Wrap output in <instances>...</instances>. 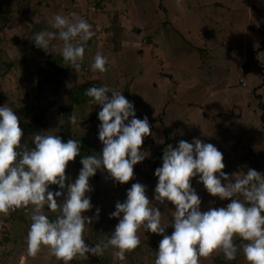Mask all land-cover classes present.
<instances>
[{"label": "rangeland", "instance_id": "obj_1", "mask_svg": "<svg viewBox=\"0 0 264 264\" xmlns=\"http://www.w3.org/2000/svg\"><path fill=\"white\" fill-rule=\"evenodd\" d=\"M90 1L0 0V106L14 110L24 104L27 109L51 100L62 106L71 88L68 76L73 74L79 83L82 72L88 71L87 78L98 79L102 86L125 88L122 95L134 103L137 118L148 116L152 135L143 139L141 147L149 156L133 166V179L121 185L100 170L89 179L92 191L88 195L93 207L85 214L92 217L96 208L100 212L99 218L86 226V243H101L111 235L118 219L109 218V214L117 201H124L132 183L145 185L151 200L157 182L153 172L161 166L163 149L169 144L175 147L180 140L191 143L198 138L222 153V171L246 173L247 168H252L264 173V14L256 9L261 6L264 12L261 0H179V4L177 0H103L104 7L96 10L88 9L92 7ZM219 3L223 10L216 8ZM250 4L255 12L248 15L251 21L244 30L247 14L239 13L238 7ZM73 11L92 25V38L97 43L94 50L84 53L83 69L75 71L63 62L71 71L63 77V94L54 98L52 87L47 93L37 91L35 73L44 65L46 55L31 39L40 29L54 31L49 21L55 14L67 16ZM53 44L51 57H61L62 42ZM97 53L107 58L102 74L89 67ZM240 80L246 85L242 86ZM81 108L73 113L76 122H71V139L80 140L81 155L99 154L100 106L88 103ZM18 112L14 110L17 117ZM44 126L48 133L40 131L41 134H55L54 122H44ZM79 160L77 156L68 162L65 175L71 180L82 167ZM191 184L201 199L202 211L229 202L210 196L195 179ZM50 189L57 190V186L50 185ZM56 199L60 203L63 196ZM157 206L162 223L169 225L165 234L170 235L174 206ZM43 211L47 217L58 214L46 207ZM29 216L30 211L24 209L0 216V264H62L47 247L34 257L28 255ZM138 235L140 245L126 252L123 261L115 258V249L108 248L100 257L74 258L70 264H154L162 236L143 228ZM234 243L238 251L232 261L248 264L240 250L243 241L234 238ZM220 257L225 260L222 253L216 252L200 258L199 264H215L214 259Z\"/></svg>", "mask_w": 264, "mask_h": 264}, {"label": "clouds", "instance_id": "obj_2", "mask_svg": "<svg viewBox=\"0 0 264 264\" xmlns=\"http://www.w3.org/2000/svg\"><path fill=\"white\" fill-rule=\"evenodd\" d=\"M49 23L54 31L35 33L31 39L34 46L47 54L55 50L53 41L62 42L59 51L63 61L79 71L85 44L95 35L92 25L76 13L55 14ZM106 63L107 58L97 53L89 67L102 74ZM84 95L91 98L89 103L100 106L99 154L81 155L80 140L62 142L60 136L40 131L33 133L34 147L27 148L21 143L24 132L14 110L0 106V216L18 209L30 211L26 234L29 256L47 247L62 264H70L74 258L100 257L113 248L115 258L123 261L126 252L140 245L138 230L143 228L162 236L154 264H199L200 258L216 252L232 261L238 251L234 238L243 241L240 250L248 264H264V173L252 168L246 173L222 171V153L198 138L191 143L180 140L175 147L167 145L161 166L153 172L157 182L151 200L145 185L132 183L124 201H117L109 214V218L118 219L111 235L101 243H86V226L98 219L100 212L96 208L92 217L85 214L93 207L88 195L92 191L89 179L100 170L106 171L114 183L129 182L134 176L133 166L149 156L141 145L152 133L148 116L137 118L134 103L122 91L93 86ZM69 120L75 123L76 117L70 116ZM77 156L82 167L71 180L65 169ZM193 179L210 196L229 202L202 211L201 199L191 184ZM50 185L59 190H51ZM61 196L58 203L56 198ZM169 203L174 206L170 235L165 234L169 225L162 223L157 206L168 207ZM45 207L58 213L55 220H49Z\"/></svg>", "mask_w": 264, "mask_h": 264}, {"label": "trees", "instance_id": "obj_3", "mask_svg": "<svg viewBox=\"0 0 264 264\" xmlns=\"http://www.w3.org/2000/svg\"><path fill=\"white\" fill-rule=\"evenodd\" d=\"M37 1L40 2L41 0H37ZM90 2L92 3V7L90 6V8H88V5H90L89 4ZM90 2H88V5H87V8L90 10H96L100 8L101 6H103V3H104L103 0H91ZM73 13H76V12L73 11ZM86 15L87 14H85V16ZM36 29H39V28H36ZM36 29L33 28V31ZM95 42H96V38H91L89 41H87L85 44L84 53H86L88 50H94L93 46L94 44L97 43ZM45 55H46V60L44 62V65L38 72L35 73L37 91L42 92L43 90V92L47 93V89L52 87L53 88L52 92H54V95H55L53 97L54 98L56 96L59 97V95L62 93L60 89L62 88L64 84L63 77L66 76V73L70 72L71 70L69 69L68 66L62 65L64 61L62 57H60L59 55L57 56L54 55L53 58L51 57V52L47 54L45 53ZM83 66H86V65L85 64L83 65L81 62L80 68L83 69ZM9 69L10 68H8L7 71H9ZM89 75L90 73L88 71H86L85 73L82 72L81 81L79 83L76 80V76H74L73 74L68 76L67 81H68V84L71 85V88L67 90L65 99L61 98L62 100H64V102L62 103V106L58 107L56 105V101L51 100L45 103L40 102L39 105H37L35 108L29 107L25 109L23 108L24 104H20V106H18V109L20 112H18V109H14L19 114L18 116L19 126L24 132L21 143L25 147L27 148L34 147L32 143L33 133L37 131H41V132L45 131L48 133V131L46 130V127L44 126V122H47V121L54 122L55 132L53 133H55V135L60 136L62 142H66L68 139L72 138L73 135H72L71 127H70L71 122L69 120V117L74 116L73 113L76 108H81V105L82 106L87 105L89 101L91 100L90 97H86L84 95L86 89H88L89 87H93V86L95 87L102 86V84H100V81L98 79H97L98 81L89 80L87 78V76ZM242 81L244 80H240L241 85H242ZM115 90L122 91V92L127 91L123 87H121L120 89L118 87H115ZM30 109H32V111L28 115V112L30 111ZM83 111L85 110L83 109ZM261 121H262L261 123L263 124V130H264V114L261 116ZM67 169L68 167H66L65 169V174L67 173ZM57 190L59 189L57 188ZM53 191H56V190H53ZM103 203H105L106 205L109 204L106 199L103 200ZM48 218L49 220H55L56 216H54L53 214H50ZM214 263L215 264H236L234 261H226V259L223 260L221 257L219 259H214Z\"/></svg>", "mask_w": 264, "mask_h": 264}, {"label": "crops", "instance_id": "obj_4", "mask_svg": "<svg viewBox=\"0 0 264 264\" xmlns=\"http://www.w3.org/2000/svg\"><path fill=\"white\" fill-rule=\"evenodd\" d=\"M262 1V3L264 4V0H261ZM216 8H218V10H223V6H222V3H219V4H217L216 5ZM229 9H230V5H229V7H228ZM239 9H238V12L239 13H241V14H243V13H245V14H247V18H246V20L248 21V23L247 24H245V26H244V30H247L246 29V27L248 26V24L250 23V21L251 20H249V14H250V16L252 15V14H254V10H253V5H246V7L245 8H242V7H238ZM256 9H259V11H261V13H263L264 14V12L262 11V9H261V6H259V8H256ZM261 15V14H260ZM264 21V20H263ZM247 72V71H246Z\"/></svg>", "mask_w": 264, "mask_h": 264}, {"label": "water", "instance_id": "obj_5", "mask_svg": "<svg viewBox=\"0 0 264 264\" xmlns=\"http://www.w3.org/2000/svg\"><path fill=\"white\" fill-rule=\"evenodd\" d=\"M246 71H247V70H246V68H245V66H244V67H243V72H244L243 74H246Z\"/></svg>", "mask_w": 264, "mask_h": 264}, {"label": "built area", "instance_id": "obj_6", "mask_svg": "<svg viewBox=\"0 0 264 264\" xmlns=\"http://www.w3.org/2000/svg\"><path fill=\"white\" fill-rule=\"evenodd\" d=\"M245 85V83H244V81H242V86H244Z\"/></svg>", "mask_w": 264, "mask_h": 264}]
</instances>
